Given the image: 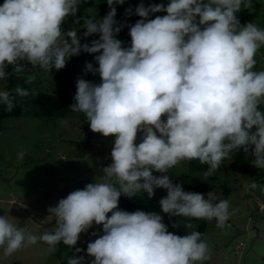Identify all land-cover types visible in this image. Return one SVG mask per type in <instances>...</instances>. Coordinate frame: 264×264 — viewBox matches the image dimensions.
I'll return each instance as SVG.
<instances>
[{
  "label": "clouds",
  "instance_id": "clouds-1",
  "mask_svg": "<svg viewBox=\"0 0 264 264\" xmlns=\"http://www.w3.org/2000/svg\"><path fill=\"white\" fill-rule=\"evenodd\" d=\"M106 2L105 16L83 19V36L99 33L91 44L80 43L76 28L62 29L81 0L0 3V80L10 75L8 66L19 72L25 61L48 71L62 68L81 50L98 53L93 57L97 66L85 65L99 74V82L78 77L75 103L69 106L84 114L94 132L114 134L111 162L102 174L49 206L48 216L55 218L50 230L35 234L14 223L6 209L0 214V254L9 256L38 240L49 252L60 241L74 246L95 223L101 226L90 233L96 238L86 249L75 247L67 264H204L210 247L203 234L168 231L162 213L215 219L222 227L235 209L212 191H185L168 171L181 160L195 159L209 166L207 176L240 149L264 168V69L254 68L264 28L240 23L235 13L244 0H168L147 6L141 0L134 9L140 19L129 27L130 44L122 46L115 33L124 24L117 23L115 14L124 0ZM132 11L129 7L125 14ZM160 11L166 14L149 18ZM15 93L27 96L29 90L17 86ZM0 105L5 111L16 106L5 88H0ZM23 157L20 150L17 158ZM153 186L166 189L159 211L118 207L121 194L143 189L151 197ZM257 186L251 180L244 190ZM82 251L92 259L76 255Z\"/></svg>",
  "mask_w": 264,
  "mask_h": 264
},
{
  "label": "rangeland",
  "instance_id": "rangeland-1",
  "mask_svg": "<svg viewBox=\"0 0 264 264\" xmlns=\"http://www.w3.org/2000/svg\"><path fill=\"white\" fill-rule=\"evenodd\" d=\"M91 2L109 10L106 0H81L75 16L70 14L62 22L65 32L77 29L81 44H91L93 39L99 38V33L83 36V19L88 16L102 18L107 14V11L93 7ZM140 2L124 0L123 4L116 5V12L125 13V9L131 7L132 14L136 15L134 9ZM161 2L168 3V0H143L145 6ZM164 14L163 11L156 12L149 18ZM235 15L241 24L254 22L264 28V0H244ZM115 20L124 24L115 35L123 42L122 46H127L131 40L129 27L135 21L121 20L116 16ZM96 54L81 50L55 72L44 70L31 74L32 88L65 95L75 93L78 77L99 82V74L87 71L85 65L87 61L97 66L93 59ZM255 58V70L264 69V45L258 49ZM7 85L6 79L0 80V88L6 89ZM65 119L67 124L63 123ZM137 137L139 141V132ZM113 141L114 134L104 136L91 130L82 112L71 111L51 118L22 116L4 119V129L0 132V214H4L6 209L14 223L26 226L35 234L50 230L55 218L50 220L49 206H54L70 191L84 187L102 174V167L111 162ZM20 150L24 151L22 160L17 158ZM248 158L251 162V152ZM190 163L191 160H181L170 169L176 181L185 187L212 191L217 199H229L230 210L235 209L222 227L217 226L215 219L208 221L203 239L209 244L210 258L204 264H264V179L256 181L257 188L245 191L244 184L253 179L248 173L232 170L229 160L223 163L221 171L207 176L204 175L206 171L192 170ZM188 223L190 228H186L183 221H178L168 231L184 235L199 227L197 221ZM100 228L93 223L87 232L79 234L76 245L68 246L60 241L55 252H49L48 245L38 240L9 256L0 254V264H67L74 248L86 249L87 243L96 238L90 233ZM76 255L92 259L84 251Z\"/></svg>",
  "mask_w": 264,
  "mask_h": 264
},
{
  "label": "trees",
  "instance_id": "trees-1",
  "mask_svg": "<svg viewBox=\"0 0 264 264\" xmlns=\"http://www.w3.org/2000/svg\"><path fill=\"white\" fill-rule=\"evenodd\" d=\"M1 1V0H0ZM167 4V3H164ZM91 5L96 8L103 9L105 11H109L108 8L91 2ZM153 14V13H152ZM151 14V15H152ZM116 17L121 20L128 21H136L140 19L139 15L131 14L126 15L125 13L116 12ZM58 69H50L49 71L55 72ZM39 71H44L42 68L37 66H32L26 61L23 62V68L17 72L11 66L6 68V72L10 73L6 77L8 81V85L6 90L12 93L15 97L16 106L12 111H5L3 105H0V132L4 129V119L8 117H37V118H51V117H60L64 116L72 111L69 105L75 103L73 97L74 94H51L41 90L40 88L33 89L32 88V80L30 79L31 74H35ZM20 86L22 88H26L29 90V95L20 96L15 93V88ZM263 108V104L260 105ZM255 126H253V129ZM229 160V167L237 172H245L248 173L249 176L255 180L260 181V179H264V168H257L255 165L251 164L248 153H245L242 149L234 150L229 154V157L225 158L219 167H217L213 172H219L223 169V163ZM208 165L206 163H200L198 160H191L190 168L195 171H207ZM154 175H159L158 172H153ZM169 178L175 183L176 179L172 170L168 171ZM154 187V193L151 197L148 196L146 190L141 189L138 193H134L131 195H122L119 197L118 207L121 209H125L128 211H134L136 209H141L144 211H159V199L166 195V189L163 187ZM185 191H198L201 193H207L204 189L200 187H185L182 186ZM111 213H108L110 215ZM163 222L169 228L173 227V222L178 221H197L199 222L198 231L205 235V231L207 228V224L209 220L206 219H196V218H188V217H177V216H169L167 213H162ZM176 234L183 235L181 232H176ZM202 237V238H203ZM12 264H22L21 262H13Z\"/></svg>",
  "mask_w": 264,
  "mask_h": 264
}]
</instances>
